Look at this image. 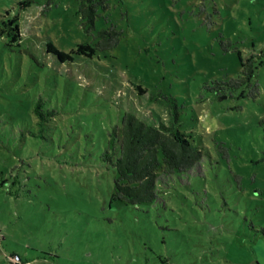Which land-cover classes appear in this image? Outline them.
<instances>
[{
    "label": "rangeland",
    "instance_id": "374dc122",
    "mask_svg": "<svg viewBox=\"0 0 264 264\" xmlns=\"http://www.w3.org/2000/svg\"><path fill=\"white\" fill-rule=\"evenodd\" d=\"M22 1L0 0V264L21 263L14 254L23 264H264V0H109L93 32L78 0ZM15 16L20 44L4 23ZM112 23L118 46L73 52ZM49 42L73 60L47 53ZM242 59L256 96L248 86L218 95ZM40 98L55 114L19 146L13 114L28 128ZM125 112L176 123L203 150L189 171L160 173L153 202L113 196L102 153ZM14 164L25 170L18 198L1 176Z\"/></svg>",
    "mask_w": 264,
    "mask_h": 264
},
{
    "label": "trees",
    "instance_id": "16d2710c",
    "mask_svg": "<svg viewBox=\"0 0 264 264\" xmlns=\"http://www.w3.org/2000/svg\"><path fill=\"white\" fill-rule=\"evenodd\" d=\"M78 1L82 24L87 31L93 32L96 28L97 17L101 10L109 7V0ZM35 2L36 0H23L21 4L24 9H27ZM207 21L209 24L213 23V19ZM4 23L11 40L20 44L22 38L19 17L15 16L4 20ZM122 34V31L112 23L108 29L101 30L95 35L94 43H79L73 52L93 56L99 50L113 49L119 45ZM229 43L231 44V41ZM229 43L223 42L226 49H229ZM46 52L55 55L62 62L73 60L72 53L59 49L52 42L47 44ZM243 66L241 76L230 78L224 82H216L215 88L218 95L223 94L227 89L248 86L250 87L248 94L256 96L257 90H259L258 83H252L249 80L251 73L249 63L243 61ZM30 112L28 128L21 115L13 114L20 125V129L17 130L19 136H15V142L19 146L26 140L27 135L31 140L41 137L49 119L55 114L53 110H45L44 101L41 98L30 108ZM222 148L227 149L223 146ZM202 157L203 150L195 145L190 134L181 130L176 123L172 125L161 123L159 126H155L145 122L132 112H125L122 117V125H116L110 130L106 149L102 153V158L116 170L114 198L125 200L131 204L153 202L159 195L158 179L161 172L164 175L187 172L198 164ZM20 160L23 161L22 158ZM4 169L1 171V176L2 184L9 183L7 194L20 197L26 186L24 182L25 170L20 164H14ZM8 174L12 176L10 181L6 177ZM3 238L4 235L0 233V239ZM16 255L19 254H14L13 257ZM19 256L21 263L17 264H23L22 257ZM24 264H31V262L26 260Z\"/></svg>",
    "mask_w": 264,
    "mask_h": 264
},
{
    "label": "built area",
    "instance_id": "2783aa9c",
    "mask_svg": "<svg viewBox=\"0 0 264 264\" xmlns=\"http://www.w3.org/2000/svg\"><path fill=\"white\" fill-rule=\"evenodd\" d=\"M15 258H16L17 260H20V256H19V255H16Z\"/></svg>",
    "mask_w": 264,
    "mask_h": 264
}]
</instances>
